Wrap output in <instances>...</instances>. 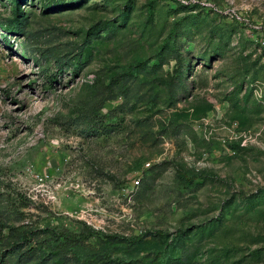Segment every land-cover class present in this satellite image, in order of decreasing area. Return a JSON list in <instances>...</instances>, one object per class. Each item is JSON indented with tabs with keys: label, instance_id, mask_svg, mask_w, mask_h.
Wrapping results in <instances>:
<instances>
[{
	"label": "rangeland",
	"instance_id": "374dc122",
	"mask_svg": "<svg viewBox=\"0 0 264 264\" xmlns=\"http://www.w3.org/2000/svg\"><path fill=\"white\" fill-rule=\"evenodd\" d=\"M0 264H264V0H0Z\"/></svg>",
	"mask_w": 264,
	"mask_h": 264
},
{
	"label": "trees",
	"instance_id": "16d2710c",
	"mask_svg": "<svg viewBox=\"0 0 264 264\" xmlns=\"http://www.w3.org/2000/svg\"><path fill=\"white\" fill-rule=\"evenodd\" d=\"M178 175L181 179L187 181L188 183H193L195 180L193 177H190L189 175H187L185 172H182V171H180ZM139 183H140V180H138V184ZM119 240L121 241V238H119Z\"/></svg>",
	"mask_w": 264,
	"mask_h": 264
}]
</instances>
